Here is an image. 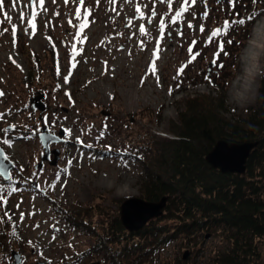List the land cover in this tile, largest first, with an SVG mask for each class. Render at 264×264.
I'll list each match as a JSON object with an SVG mask.
<instances>
[{
  "label": "rangeland",
  "instance_id": "obj_1",
  "mask_svg": "<svg viewBox=\"0 0 264 264\" xmlns=\"http://www.w3.org/2000/svg\"><path fill=\"white\" fill-rule=\"evenodd\" d=\"M243 1L238 0L233 7L229 0H206L205 8L204 0H197V4L190 6L177 24L169 22L164 39L160 42L156 75L149 73V65L143 70L136 67L135 72L141 79L144 78V82H138L141 85L140 93L136 100L127 104L123 81L109 82L106 95L94 87L105 73L101 70L103 52L101 48L98 49L102 38H95L90 33L105 19L106 24L117 23V26L124 28L128 17L137 20L134 10L129 12L128 17L122 18L120 24L117 19L111 23L105 18L107 0H101L99 7L95 0H85V7L91 6L93 11L89 16L90 26L83 33L88 39L80 44L73 40L77 29L68 24V20L73 19L75 8L71 3L65 6L63 0H56V3L46 0L47 12H41L37 17L36 34L30 36L25 33L27 12L30 10H26L25 22L21 24L20 5L13 9L11 0H5L4 11L12 20L0 25V33H3L0 34V92H3L0 96V113L4 114L0 119V141L10 140L11 147L3 143H0V147L15 168L11 171V183L0 176V187L4 188L8 201L0 207V218L4 221L0 223V264H15L13 251L20 254L22 264H111L109 256L105 254L107 250H120L125 242L129 243V247L138 242L137 238L126 237L124 243H112L101 251L98 247L94 248L98 238L110 237L121 203L127 198L140 197V185L145 178L140 147L154 139L167 141L175 137L171 124L178 123L179 114L185 109L188 98L196 95L217 96L205 76L210 80L215 78L228 82L224 95L225 109L221 111L226 118L232 121L245 119L250 109L257 107L258 93L255 98L248 99L241 93L240 86L235 91L243 101L230 98L231 84L241 70L240 53L244 47L236 56L234 46L228 41H239L245 30H248V38L252 26L264 13L262 11L252 22L243 25L231 23L250 14H233L237 10L243 11ZM23 2L27 3V0ZM155 2L158 14L152 21L154 29L148 31L150 35L143 36L145 46L142 61L151 56L156 46L160 17L164 16L168 21L170 16L166 4L159 3V0ZM176 7L174 0L173 12ZM57 11L60 12L59 16L54 15ZM205 11L208 13L206 17L203 16ZM150 14L151 11L146 12L147 16ZM0 20H4L2 13ZM49 20L51 24L45 27ZM92 20L95 23H91ZM225 21H229L226 33L209 39L214 29L223 28ZM188 22L194 27L188 28ZM141 23L150 25L146 21ZM73 24H78V21L73 19ZM201 25L204 32L200 31ZM13 26L17 27L15 47L11 35ZM5 28L8 31L5 32ZM137 30L136 27L134 31ZM178 30L183 35H178ZM28 32L31 33V29ZM40 36L45 38L44 43L37 42ZM193 41L196 42L194 45ZM220 42L227 46L216 57L214 54L219 51ZM73 43L82 52L76 56V67L68 83H65ZM244 43L245 46L246 41ZM190 46L193 53L198 55L187 64L184 74L176 77L177 69L189 60ZM225 52L228 54L225 55ZM9 54L13 56L11 59ZM138 57L135 55V58ZM169 87L173 89L172 95L168 94ZM39 95L45 96L42 99L45 110H34L31 105V101ZM44 128L47 133L60 139L50 145L51 151H59V161L51 165L50 160L55 157L51 153L50 160H45L38 167L45 153L39 137ZM4 129L8 131L4 132ZM125 162L127 167L124 166ZM102 177H107L113 187L91 185L84 193L80 191L83 180L93 182ZM259 185L264 188V180ZM10 187L18 191L8 195ZM118 189H124L127 193L116 195ZM118 200H122L121 203ZM17 204L20 205L19 209ZM71 210L81 212L90 228L72 226L66 217ZM3 211H8L12 219L3 217ZM21 212L25 213L23 222L19 221ZM162 216L159 217L161 221L154 219V223L167 229L173 228L174 222ZM126 233L130 232L126 230ZM152 239L141 240L144 251L128 255L133 264H228L227 261L264 264V236L246 237L241 250L234 243L232 231L224 227L183 233L155 250L154 245H150L154 244ZM186 252L188 255L184 259Z\"/></svg>",
  "mask_w": 264,
  "mask_h": 264
},
{
  "label": "trees",
  "instance_id": "obj_2",
  "mask_svg": "<svg viewBox=\"0 0 264 264\" xmlns=\"http://www.w3.org/2000/svg\"><path fill=\"white\" fill-rule=\"evenodd\" d=\"M247 1H243V11L237 10L233 14L237 12V16L240 13L245 16L264 11V0H257L256 4ZM247 35L248 30H245L239 41H232L236 56L244 47ZM226 46L224 44V48ZM222 81L211 78L209 83L217 96L196 95L185 101L178 123L171 124L174 138L167 141L154 139L140 147L145 174L140 197L147 201L168 197L162 217L172 220L174 227L157 226L154 222L161 221L158 218L138 232L126 233L117 216L110 237L98 238L94 248L101 251L112 243L121 244L126 237L137 238L138 242L132 243L131 247L128 242H123V249L107 250L105 254L111 264H133L128 255L144 251L141 240L146 241L148 237L153 238L154 244L150 245H154L155 250L180 234L224 227L232 231L235 245L242 250L240 246L246 242V237L264 236V188L259 185L264 180V71L257 107L250 109L245 119L232 121L221 112L225 109L224 95L228 86V82ZM219 140L235 143L259 141L247 159L245 174L222 173L206 162V155ZM118 201L121 203L122 200ZM66 217L72 226L90 228L79 211H68Z\"/></svg>",
  "mask_w": 264,
  "mask_h": 264
},
{
  "label": "bare ground",
  "instance_id": "obj_3",
  "mask_svg": "<svg viewBox=\"0 0 264 264\" xmlns=\"http://www.w3.org/2000/svg\"><path fill=\"white\" fill-rule=\"evenodd\" d=\"M137 2L141 5L145 13L146 18L144 20L137 19L133 21L132 27L125 26L124 28L126 29H124L117 26V23L116 25L106 24L105 19L101 22L99 27L90 33V35L95 36V38H102V42L100 46H98V49L101 48L100 50L103 52L101 59L102 73H105L104 62H107L108 69L102 80L95 84L94 87L101 90L103 95H106L109 82L114 83V81H123L125 83L124 97L127 104L136 100L135 98L140 93L141 85H138V82L140 83L141 76H138L137 72H135L136 67H139V70H143L148 67L153 59L151 53L148 59L146 58L145 61H142L141 55L144 53L145 41L143 37H137L139 35L138 30L137 32L134 31L136 27L138 29L141 21L148 22L146 12H150L152 5L149 0H133V3H126L125 0H118L116 12L111 11L112 5L107 4L105 15V18H108V22L113 23L117 19L118 24H120L124 17H128L129 12L135 9ZM145 4L148 5L147 8L143 7ZM117 12L119 15L116 14ZM127 20H129V17ZM145 27L148 31L154 29L152 23ZM118 33L120 35H118ZM151 33H153V31H151ZM141 40L144 41L143 50H141L139 45ZM37 42L39 44L44 43L45 38L40 36ZM129 52H131V55H129ZM135 55L139 57L135 58ZM9 56L13 57L12 54H9L8 57ZM240 61L242 63L241 70L231 84L230 98L242 102L243 100L240 94H238L235 89L240 86L241 93L245 97L248 99L255 98L264 71V13L260 15V18L252 26L251 32L246 40V45L240 53ZM161 97L163 96L161 95ZM91 185L96 187H113V185L108 182L107 177H102L93 182L83 180L80 191L84 193ZM126 193V190L118 189L116 195L122 196Z\"/></svg>",
  "mask_w": 264,
  "mask_h": 264
},
{
  "label": "snow or ice",
  "instance_id": "obj_4",
  "mask_svg": "<svg viewBox=\"0 0 264 264\" xmlns=\"http://www.w3.org/2000/svg\"><path fill=\"white\" fill-rule=\"evenodd\" d=\"M118 0H107V3L109 5H112V8L110 9L113 12H116V4H117ZM126 3H133V0H125ZM149 2L151 3L152 7H151V14L150 16L147 17V21L149 24L152 23L153 19L157 16V10H156V2L155 0H149ZM177 2V7L175 9V11L173 12V4H174V0H159V3L161 4H166L167 5V10L170 13V16L168 18V21L165 20L164 16H161L159 21H158V32H159V37L156 40V46L152 52V61L149 64V68L148 71L149 73H151L153 76L156 75V60L159 59V54L161 51V47H160V42L164 39V35H165V31L166 28L168 27V23L170 22L171 24H177L183 17L184 14L187 13L189 11L190 6H195L197 4V0H176ZM238 2V0H229L230 5H232L233 7L235 6V4ZM45 3L46 0H27V3H24L23 0H11V7L13 9L17 8V5H20V12H19V20L21 22V24H23L25 22L26 19V10H30L27 12V27H25V33L29 34L30 36H34L36 34L37 31V17L41 14V12H47V8L45 7ZM52 3H56V0H52ZM63 3L65 6H68L70 3L72 5L75 6L74 8V14H73V19H75L76 21H78V24H73V19H69L68 20V24L70 27H74L77 29L73 40L83 44L87 41L88 37L84 36L83 33L85 31L86 28H88L90 26V21H89V16H91L92 14V7L88 6L85 7V0H63ZM96 6L99 7L101 0H95ZM253 4L257 3V0H252ZM204 4H205V8H207V2L206 0H204ZM143 7L147 8L148 5L145 4ZM5 8V0H0V13L3 14L4 16V20H0V25H2L5 21L11 23L12 17L8 14V12L4 11ZM83 10V13H82ZM135 14H136V18L140 19V20H144L145 17V13L141 8V5L137 2L135 5ZM117 15H119V13H116ZM54 15L59 16L60 12L57 11L54 13ZM208 15L207 11H205L203 13V16L206 17ZM257 15H259V13H252L249 14L246 18H240L237 20L232 21L231 23L233 24H239V25H243L246 24L247 22L252 21ZM91 23H95V20H92ZM51 24V20L47 21L45 23V27H48V25ZM127 27H132L133 26V20L129 19L127 20ZM188 28H193L194 26L192 25L191 22H188ZM229 27V21H225L224 22V26L223 28H216L212 31L211 36L209 37V39H211L212 37H216V36H220L222 33H226L227 29ZM28 29H31V33L28 32ZM204 26L201 25L200 26V31L204 32ZM4 31H8V29H4ZM138 31L140 36H149L150 33L148 32V30L145 27L144 23H140L138 26ZM3 34V33H0ZM16 34H17V27L13 26L11 28V35H12V43L13 46L15 47V43H16ZM178 35H183L182 32H180L178 30L177 32ZM118 35H120L118 33ZM135 35V34H133ZM170 35V33H169ZM131 38V37H130ZM49 41L51 42V38L48 37ZM193 45L196 43L195 41L192 42ZM229 44L232 43L231 40L228 41ZM139 45L141 47V50H143V46H144V41L141 40L139 42ZM53 47H55V45H53ZM219 51L217 53H215L214 55L216 57L219 56V52L223 51L224 49V45L223 42H220L218 45ZM82 52V49H77L76 44L73 43L72 44V50H71V61H70V66L68 68V75H66L64 77V82L68 83L69 78L72 74V70L75 69L76 67V63H75V58L77 55H79ZM188 52H189V60L187 61V63L182 64L176 72V77H179L181 75L184 74V70L187 67L188 63H191L192 61H194L196 59V56L198 55V53H193V48L190 46L188 48ZM225 55H227L228 53H224ZM129 55H131V52H129ZM9 59H11V56L9 57ZM13 63H15V61H13ZM105 63V74L107 72V62ZM213 63L215 64V60L213 61ZM220 67H223V65H219ZM58 72H59V68H58ZM174 77V79L176 78ZM206 80H209V83H211V80L209 79V77L205 76ZM144 82V78L141 79V84H143ZM156 82H157V86H159L160 82H159V77H156ZM177 87H179V85H177ZM173 89L171 87H169L168 90V94L172 95ZM3 95V92H0V96ZM3 113H0V119L3 118ZM45 122L47 123V120L45 119ZM4 132H7L8 129H4ZM68 131V130H66ZM0 143L3 144H7L9 147H11V141L10 140H2L0 141ZM5 162H7L8 165L12 164V161L10 160L9 156H7L4 153L3 149H0V176H7L9 179V182L11 183V174L8 172V167L5 164ZM69 163H71V161H69ZM124 166L127 167V163H124ZM23 169L21 168L20 171H22ZM54 187V185H53ZM4 188L0 187V207L6 205L8 203L5 195H4ZM8 195H11L15 192L18 191L17 188L15 187H10L8 190ZM17 209H19L20 205L17 204L16 205ZM30 215H34V213H30ZM3 217H7L8 220L12 219V216L9 214L8 211H3ZM25 217V213L21 212L20 216H19V221L23 222ZM3 219L0 218V223H3ZM36 227H39V225H36ZM13 234L15 235V229L13 230ZM29 243L31 244V241H29ZM50 264V262H49Z\"/></svg>",
  "mask_w": 264,
  "mask_h": 264
},
{
  "label": "water",
  "instance_id": "obj_5",
  "mask_svg": "<svg viewBox=\"0 0 264 264\" xmlns=\"http://www.w3.org/2000/svg\"><path fill=\"white\" fill-rule=\"evenodd\" d=\"M44 95L36 96L31 105L34 110H45L46 106L42 102ZM106 115H109L106 113ZM63 132H61V135ZM41 144L45 150V153L41 157V163L38 167L43 165L45 160H50L51 153H54L55 157L51 161V165H56L59 161V151L50 150L52 143L59 142L60 139L46 132V128L39 135ZM259 144V141L255 142H242L235 143L228 140H219L214 145L213 149L206 155V162L214 169H218L222 173H232L243 175L247 171V159L250 156L253 149ZM0 149H2L0 147ZM8 172L15 168L12 163L8 165ZM4 179H8L7 176H2ZM168 197L164 196L158 201H147L140 197H131L125 199L120 205L119 218L120 221L128 232H138L142 230L151 220L157 219L164 214V209L167 206ZM12 255L15 260V264H22L21 256L18 252L13 251ZM188 253H184L183 258L187 257ZM99 264V263H92Z\"/></svg>",
  "mask_w": 264,
  "mask_h": 264
}]
</instances>
